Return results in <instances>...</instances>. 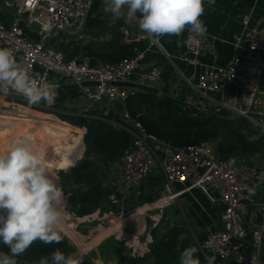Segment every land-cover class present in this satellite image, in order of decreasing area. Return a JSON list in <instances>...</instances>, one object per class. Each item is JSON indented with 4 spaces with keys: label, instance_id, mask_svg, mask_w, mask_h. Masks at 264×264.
Listing matches in <instances>:
<instances>
[{
    "label": "built area",
    "instance_id": "obj_1",
    "mask_svg": "<svg viewBox=\"0 0 264 264\" xmlns=\"http://www.w3.org/2000/svg\"><path fill=\"white\" fill-rule=\"evenodd\" d=\"M0 1L12 8L15 16L10 26L0 21V47L10 48L17 63L31 78L54 85L51 80L55 77L57 82L67 80L78 85L83 98L89 103L86 112L97 107L102 111L103 118L108 119L115 112L129 123L131 128L126 129L131 133L132 139L118 160L119 180L128 193L140 189L143 181L160 165L166 181L163 198H168V203L189 190L200 189L212 202L223 205L220 221L222 227L209 231L202 246L204 255L238 264H264L261 256L264 224L254 232L253 243L250 245L246 242L248 231L241 219V212L245 211L246 202L250 199L247 188L250 187L251 175L240 171L234 158L222 156L215 142L205 140L197 145L175 148L148 133L127 111L116 110L118 103L125 102L139 90L119 83L131 80L140 69L144 54L127 57L116 64H102L83 55L67 60L64 53L52 44L55 33L68 32L74 27L81 29L85 25L94 0ZM23 24L33 30L38 39L27 37ZM243 26L242 33L234 36V48L241 49L242 52L236 54L228 65H203L199 75L191 78L183 76L180 81L182 85L190 86L199 99L205 102L196 104L203 110L212 106L225 110L234 117L246 116L255 125L264 127L262 119L249 116L261 114L264 110V25H253L250 18H246ZM123 31L128 42H137L142 38L141 35L135 36L128 26ZM188 35L187 31L182 34L185 41ZM208 37L206 33L197 38L198 43H185V53L178 58L195 67L202 65L199 56ZM161 78L162 69L152 67L143 73L139 84L154 86ZM87 82H94L96 85L85 86L84 83ZM54 86L57 89L58 85ZM180 90L178 88L177 92L184 95L185 92ZM0 94L26 101L11 88ZM113 123L119 126L117 122ZM176 184L183 185L184 188L177 191ZM111 198L114 204H121L115 195ZM65 209L67 219L62 233L77 246H80L77 243L79 238L84 239L79 228L95 223L98 227L88 229L92 235L100 227H104L105 220L115 214L113 209L103 212L99 208L92 214L78 217ZM258 209L264 214V201L258 205ZM159 220L155 216L152 218L153 224L146 236L123 228L118 231L116 239L131 250L133 258L145 257L151 252V235ZM88 250L84 247L79 252L85 256Z\"/></svg>",
    "mask_w": 264,
    "mask_h": 264
},
{
    "label": "trees",
    "instance_id": "obj_2",
    "mask_svg": "<svg viewBox=\"0 0 264 264\" xmlns=\"http://www.w3.org/2000/svg\"><path fill=\"white\" fill-rule=\"evenodd\" d=\"M126 26L124 19L113 20L106 16L102 0H94L87 21L80 31L88 36L89 40L69 42L64 47L67 60L83 55L98 63L116 64L132 56L136 42L126 40L123 31ZM183 42L185 46V39ZM234 55L233 45H223L219 55V65H228ZM68 96L67 92H57L53 106L61 111L59 116L62 120L69 125L72 124L70 127L78 126L75 128L79 131V137L74 141L77 145H83L85 130L82 128L87 129L86 149L75 166L60 172L59 185L65 194V207L72 214L83 217L99 208L104 210L105 203L112 196L113 191L104 185L105 171L117 162L128 148L132 136L126 128L131 127L119 113H112L108 119L102 117L100 109L78 113L66 105ZM116 110L127 111L134 121L140 122L145 127L148 133L175 148L197 145L208 140L217 144L222 156L236 158L239 161L264 155V130L257 127L250 119H238L225 110L210 112L194 104L173 103L149 90H138L125 102L118 103ZM72 129L70 128L69 131ZM62 133L64 132L59 131L58 134ZM253 136H259V139L250 142L249 138ZM73 164L59 170L67 169ZM110 202L111 207L115 209L113 201ZM188 233V229L175 226L152 246L151 253L146 257H127L119 264H149L148 260L151 257H155L160 262H172L178 250L186 247L188 240L184 236ZM62 235L64 239L59 244L46 245L37 241L25 254L16 258L17 264H38L42 257H49L57 248L65 255L75 253L76 247L70 243L64 233ZM0 252L8 254V248L0 244ZM82 264L96 263L90 257H84Z\"/></svg>",
    "mask_w": 264,
    "mask_h": 264
},
{
    "label": "clouds",
    "instance_id": "obj_3",
    "mask_svg": "<svg viewBox=\"0 0 264 264\" xmlns=\"http://www.w3.org/2000/svg\"><path fill=\"white\" fill-rule=\"evenodd\" d=\"M207 2L214 4L215 0ZM102 3L113 20L124 19L150 38L180 36L187 31L185 43L193 45L207 32L201 19L205 0H102ZM9 88L22 94L29 105L44 101L51 106L57 97L54 85L31 78L10 48H0V90ZM257 139L259 136L249 138L250 142ZM58 179L52 176L32 137L16 141L6 153L0 154V244L8 248V254L0 252V264H17L16 258L37 241L46 245L62 242L67 212ZM257 187L247 188L250 196L256 194ZM197 253V247H186L180 253L179 264H201ZM210 261L211 258L209 264ZM38 264H82V260L57 248Z\"/></svg>",
    "mask_w": 264,
    "mask_h": 264
},
{
    "label": "crops",
    "instance_id": "obj_4",
    "mask_svg": "<svg viewBox=\"0 0 264 264\" xmlns=\"http://www.w3.org/2000/svg\"><path fill=\"white\" fill-rule=\"evenodd\" d=\"M246 18H250L251 24L253 25H264V0H215L214 4H209L206 0L205 13L201 17V19L204 21L206 25L207 28L206 33L209 35V37L204 43L202 54L199 56V60L202 63V65L196 67L178 58L179 56L185 53V46L183 42L184 37H182V35L180 36L166 35L159 39H154L148 37L145 33L140 32L142 38L140 41L136 42V46L132 52V56L137 55L139 53H143L144 57L141 60L140 69L132 76L130 82L139 84L143 73H145L152 67H159L162 69V78L157 84L154 85V87L158 88L160 93L168 94L177 98H182L185 99V101L196 105L194 100L198 98L197 93L193 89H191L190 86L188 85L184 86L185 84L182 85L180 81L181 78L183 76L187 78H191L194 77L195 75H199L204 68L203 65H213V64L219 65L218 60L223 45L231 44L234 47V43H235L234 36L235 34L242 33L244 29L243 20ZM14 19L15 16L13 9L6 6L4 1H0V21L6 26H10L14 22ZM22 26L25 28L27 37H29L30 39H38V36L33 32V30H31L29 27H26L25 24H23ZM71 30H72L71 32L72 34L80 33L81 37L84 38L83 39L84 42H87L89 40L88 36H85L80 32L81 29L74 27ZM61 34L62 33L54 34V37L52 39V44L64 53V45L63 47H60V43L61 44L65 43L66 39H64ZM79 41H81V39ZM0 48H5V47H0ZM241 52H242L241 49L235 50V55L240 54ZM15 59L16 61H18L17 58ZM51 81L54 82V85H58V87L73 85L71 82L67 80H60L59 82H57L55 77L52 78ZM178 88L184 91L185 94L182 95L183 93L181 92L180 93L181 96H180L179 91L177 92ZM59 91L67 92V94L69 95L66 102L67 106H69L73 110L75 109L76 112L78 113L86 112V106H89V103H87L83 98L81 89L79 87H72V88L69 87L61 90L57 89L56 92ZM234 92L235 90L232 88V93ZM0 93H4V91L0 90ZM9 97L11 96H5V95L0 96V102L3 103V101ZM73 97H75L74 101H73ZM76 98H78V101ZM262 98L264 99V86L262 89ZM24 103H27V100ZM39 104H46V103L41 101ZM53 105H51L52 109H47V110L40 108V106L36 107V104L28 105L29 107L27 108L29 110L34 112H39L37 114L40 115L42 118H44L41 119L43 122L40 119H9V120L10 121L17 120L18 123L20 122V125L22 127L24 125L31 124L30 132H33V134L35 133L37 121L40 120V122H42L45 125V127L48 129V133L51 136L58 137L55 135H61V137L64 138V141L68 142L69 140L65 139V137L73 134L76 129L75 127L78 126L70 127V125L72 124L69 125L68 122L62 120L61 117L59 116V113L61 111L54 108ZM96 109L97 107H92L91 110H96ZM206 110L210 112L222 111L221 109L219 110L212 106L210 108H206ZM261 115L263 117L259 119H262L264 121V110L262 111ZM46 116L55 117L56 119H47ZM70 128L73 129L69 131ZM82 129L85 130L83 136V138H85L87 129L86 128H82ZM14 130H17V128L12 130V134ZM59 131H62L64 133L58 134ZM66 131L69 132L65 133ZM75 134H77L76 139H78L79 133H75ZM8 138L10 141L9 144H12L11 136H8ZM32 138L35 140L36 143L38 137L33 136ZM38 149L40 150L39 147ZM235 162L237 168L240 171L249 173L251 175L250 187L253 185H258L256 194L254 196H250V199L246 202L245 211L241 212L242 222L248 231L246 242L251 245L253 243L254 232L256 230L261 229L262 228L261 226L264 224V214L258 209V205L262 201H264V155H259L251 160H246V161H238L235 158ZM64 170L67 169L56 170L52 174L53 177L59 178L57 181L58 184L60 182V176L55 174L57 171H59L60 174V172ZM118 179H119V170H118V161H117L113 163L110 166V168L106 171L104 185L107 182H110L111 184L113 181H116ZM165 182H166L165 175L161 167L159 166L158 172L156 174L152 172L149 175L148 181L142 183L140 189L136 190L134 194L137 197L142 198L147 192H149L148 194L153 193L154 195L156 193H159L160 191L161 193H164ZM183 188H184L183 185H179V184L175 185V189L177 191L182 190ZM111 200L112 198L110 196L109 201ZM176 204H179V209H181L180 205L186 206L185 210H183L182 212L185 213L184 211H186L188 217L186 218V221L188 222V224L190 221L192 223L195 222V226H194L195 228L193 226L188 225V228H190L188 230L189 232L190 231L192 232V233L190 232L192 235L195 234V231L199 233L205 232V238L203 239V242L208 236L209 231L217 230L222 227V223L220 221H221V214L223 212V205L219 202H212L208 198V196L200 189H192L183 193L176 199L174 203H170L169 205H167L166 208H170V210H173L174 207L176 208ZM160 206L162 205H160L159 203H154L145 206L144 209L142 208L132 213L130 216H128L127 221L133 219L135 216L141 214L142 212L148 209H154ZM200 220L207 221L206 228L202 229L201 225L199 226ZM134 222L135 221L132 220L130 222L131 224L129 223V226H132ZM178 227L187 229L185 227V224H182L181 226ZM136 229H138L140 232L142 231V227H137ZM79 230L83 234H85L84 235L85 239L90 237L91 234L89 230L88 231L87 229L82 230L81 228H79ZM131 230L137 232L133 228H131ZM140 232L137 233L140 234ZM107 233L108 232L106 231V234ZM104 240L105 239H103V241ZM77 256L80 257V259H83V256L81 255L80 252L77 253ZM261 256L264 259V233H263V241L261 247ZM215 262L217 264H238L233 261H222L220 259H215ZM110 264H116V262L115 263L110 262Z\"/></svg>",
    "mask_w": 264,
    "mask_h": 264
},
{
    "label": "rangeland",
    "instance_id": "obj_5",
    "mask_svg": "<svg viewBox=\"0 0 264 264\" xmlns=\"http://www.w3.org/2000/svg\"><path fill=\"white\" fill-rule=\"evenodd\" d=\"M102 7L104 10L103 3H102ZM104 13L106 14L107 17L113 19L110 13H106L105 11H104ZM71 29L68 32H64L61 34L62 37L64 39H66V41H65L66 44L60 43V47H63V45L65 47V45H67V43L69 41L72 42V41H79L80 39L81 40L84 39L81 37L80 33L72 34ZM74 30H76V29H74ZM184 86H187V84H185ZM197 97L198 98H196L194 100V102L196 104H199V105H201V103L205 104L204 101L199 99V96H197ZM76 99L78 101V98H76ZM5 100L3 101V103L0 102V114L3 113L9 117L14 118V117H18L19 115H22V113H20V112H22L21 108L25 109L27 112H29V111L34 112V111H31L27 108V107H29L28 106L29 104L24 103L25 101L21 102L22 100L19 101V99L14 98V96H12V95H11V97L6 98ZM74 100H75V97H73V101ZM39 106H40V108H43L46 110L52 109V107L48 106L47 104H36V107H39ZM47 119H56V118L55 117H47ZM256 126L261 128L262 130H264V127L260 124L259 125L257 124ZM75 133H79V131L77 129H75L74 133L69 135V136H66L65 139H67L69 141H71V140L75 141V139L77 137V134H75ZM7 141L9 142V139H7ZM159 166L160 165H157V167L154 169V171H153L154 174H156L158 172ZM70 168H68V169H70ZM67 170H64V171H67ZM55 175H59V171H57ZM148 178H149V176L143 181V183L148 181ZM104 182H105V179H104ZM105 186L107 188H110L113 191L112 195H115L116 198H119L121 204L118 205L116 203L115 204L113 203V205L116 206V208L113 209L111 207L110 201L105 203V206H104L105 209L103 210V212H107L108 210L113 209L115 211V214L113 216H111L109 219L104 221V227H100L101 230L96 231L95 233L90 235V237H88L86 239L84 237V239L79 240L77 243L80 246H77V244H74L73 242L70 241V243L76 247V251L72 255L77 256V253L79 251H81V249L84 250V247H85V250H87V249H89V250L87 251L88 254L83 256V258L84 257H90L94 261V263H96V264H110V262H112V263L116 262V264H119L123 260L127 259V257L132 258L131 250L128 247H126L124 244L117 241L116 235H117L118 231L123 229V228H125V229L127 228L130 230H131V228H133L137 232H140L136 228L142 227V231L140 232V235L146 236L148 234L149 227H151L153 224L152 218L154 216H156L157 214H158V216H160V220H159L157 226L155 227V229L153 230V233L151 235L153 245H155L161 238H163L176 225L181 226L182 224H185V227L187 229H190V228H188V225L193 226V227L195 226V222L192 223L190 221L188 224V222L186 221V218H188L186 211H184L185 213L182 212L186 208L185 205H180L181 209H179V204H176V208L174 207L173 210H170V208H166L167 205H169L170 203H174L176 201V199L173 200L172 202H169V203L163 205V206L156 207L154 209H148V210L142 212L141 214L135 216L133 219L125 221L123 223H120L125 218L130 216L132 213H134V212H136L142 208L144 209L145 206L154 204V203L158 202L159 200H161L163 198L164 193H161V191H160L159 193H156L154 195L153 193L148 194L149 192H147L146 193L147 195L145 194L144 197L140 198L134 194V192H136V190L128 193V191L122 185V183L120 182L119 179L116 181H113L111 184H110V182H107L105 184ZM122 201H123V203H122ZM132 220H134L135 222H134V224H132V226H129V223ZM206 222L207 221H204V220L201 221L200 220L199 226L201 225L202 229L206 228ZM208 222H209V220H208ZM95 226L98 227V225H96L94 223V224L89 225V226H82L81 229L82 230L87 229V231H88V229L90 227H95ZM107 230H109V231H107ZM87 231H85V232H87ZM106 231L108 232L107 234H106ZM137 232H135V233H137ZM191 233L188 234L187 236L186 235L184 236L185 239L188 240L186 247L195 246L198 248L197 255H198L199 259L201 260V264H209V258H211L210 264H217L215 262L214 257H211V256L207 257L203 253L202 246H203V239L205 238V232L199 233V232L195 231L194 235H192ZM103 239H105V240L103 241ZM185 248L181 247L178 250L177 256H176L175 260H173L172 262H169V263L168 262H160L155 257L154 258L151 257L148 260V263L149 264H179L180 253ZM151 251H152V249H151Z\"/></svg>",
    "mask_w": 264,
    "mask_h": 264
},
{
    "label": "bare ground",
    "instance_id": "obj_6",
    "mask_svg": "<svg viewBox=\"0 0 264 264\" xmlns=\"http://www.w3.org/2000/svg\"><path fill=\"white\" fill-rule=\"evenodd\" d=\"M21 110L22 112L20 113H22V115L14 118L9 117L3 113L0 114V154L6 153L9 150L10 145L15 143L16 141L26 137L34 136L38 137V139L36 138V146L37 148L39 147L40 151L43 152L47 160L50 172L67 167L69 166V161H71L73 164L77 159L82 157V154L84 152L83 145H77L74 141L66 142L61 136H51L48 133V129L42 123L43 121L41 119L44 118H42L38 114H31L25 111L23 108H21ZM9 119H40L42 122H40V120L37 121L35 133L33 134V132H30L31 124L24 125L22 127L20 125V122L18 123L17 120L10 121ZM16 128L17 130H14L12 134V130ZM8 136H11L12 144H9L10 141H7V139H9ZM168 201V198H163L156 203H159L163 206ZM155 218L158 220L160 219V216L157 215L155 216ZM125 221H127V218H125L120 223H123ZM79 239L81 240V238Z\"/></svg>",
    "mask_w": 264,
    "mask_h": 264
},
{
    "label": "water",
    "instance_id": "obj_7",
    "mask_svg": "<svg viewBox=\"0 0 264 264\" xmlns=\"http://www.w3.org/2000/svg\"><path fill=\"white\" fill-rule=\"evenodd\" d=\"M87 21V20H86ZM85 21V23H86ZM126 21V20H125ZM128 27L132 30L133 34L135 36H138L140 35V31L138 30V28H136V26L134 24H130L126 21ZM85 86L87 85H96V83L94 82H87V83H84ZM119 85H122V86H127V87H131V88H137L139 90H149V91H152L156 94H159L162 98L170 101V102H173V103H179V104H182V105H190L191 103L187 102V101H182L180 100L179 98H176V97H172L168 94H164V93H160L159 89L154 87V86H147V85H141V84H136V83H132V82H123V83H119ZM69 87H78V85H70V86H59L57 87L58 90H61V89H64V88H69ZM12 89V88H11ZM57 89H55L57 91ZM12 91L16 94H18L20 97L26 99L22 94H20L19 92L15 91L12 89ZM250 117H255V118H262L263 116L261 114H249ZM236 118L238 119H242V118H246V116H236ZM83 148H84V152H85V149H86V144H85V138H83ZM84 152H83V155H84ZM82 155V157H83ZM81 157V158H82ZM81 158L77 159L74 164L71 166H75L76 163L78 162V160H80Z\"/></svg>",
    "mask_w": 264,
    "mask_h": 264
}]
</instances>
